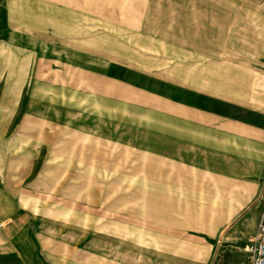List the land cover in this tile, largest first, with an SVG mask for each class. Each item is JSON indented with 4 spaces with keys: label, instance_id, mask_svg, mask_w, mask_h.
I'll use <instances>...</instances> for the list:
<instances>
[{
    "label": "rangeland",
    "instance_id": "obj_1",
    "mask_svg": "<svg viewBox=\"0 0 264 264\" xmlns=\"http://www.w3.org/2000/svg\"><path fill=\"white\" fill-rule=\"evenodd\" d=\"M248 29L264 37V0H0V163L27 150L46 159L44 177L14 186L8 217H24L27 233L0 239V248L25 249L21 264H195L191 256L150 258L139 235L148 225L133 224L149 214L148 160L133 161L126 145L111 142L107 161H90L79 135L53 143V123L62 134L87 123L132 140L158 100L139 87L202 99L187 84L211 76L207 60L223 49L210 46L237 39L244 51ZM200 42L209 47L186 46ZM57 152L59 160L48 159Z\"/></svg>",
    "mask_w": 264,
    "mask_h": 264
},
{
    "label": "crops",
    "instance_id": "obj_2",
    "mask_svg": "<svg viewBox=\"0 0 264 264\" xmlns=\"http://www.w3.org/2000/svg\"><path fill=\"white\" fill-rule=\"evenodd\" d=\"M247 32L250 43H245L244 51L237 39L210 46L223 49L216 55L208 53L213 54L206 59L212 64L208 71L198 70L211 76L198 75L194 85L187 84L202 99L174 97L171 87H139L158 100L146 107L145 126H137L139 134L132 140L87 123L84 130L69 123L68 132L62 134L60 122L53 123V143L60 144L61 135L69 140L79 135L90 161H107L111 142L126 145L133 161L148 160L149 214L147 222L140 219L133 224L148 225L139 235L149 242L150 258L191 256L195 264H241L247 258L244 248L256 231L264 204V37L256 41V31ZM186 46L209 47L207 42ZM135 111L141 124V105ZM100 121L107 123L108 113H102ZM44 132L39 136L43 138ZM56 155L48 159L59 160L61 153ZM41 160H46L43 155L27 150L0 163V209L5 211V215L0 211V239L13 241L19 233H27L24 217L8 216L17 207L14 186L29 187L44 177ZM30 176L36 180L27 182ZM100 203L107 206L102 198ZM169 241L176 245L175 252ZM184 248L193 251L188 254ZM24 250L0 248V264H21Z\"/></svg>",
    "mask_w": 264,
    "mask_h": 264
},
{
    "label": "built area",
    "instance_id": "obj_3",
    "mask_svg": "<svg viewBox=\"0 0 264 264\" xmlns=\"http://www.w3.org/2000/svg\"><path fill=\"white\" fill-rule=\"evenodd\" d=\"M244 249L247 258L241 264H264V204L256 231L250 236Z\"/></svg>",
    "mask_w": 264,
    "mask_h": 264
}]
</instances>
